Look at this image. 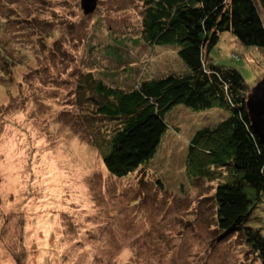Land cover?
Instances as JSON below:
<instances>
[{
  "label": "rangeland",
  "instance_id": "1",
  "mask_svg": "<svg viewBox=\"0 0 264 264\" xmlns=\"http://www.w3.org/2000/svg\"><path fill=\"white\" fill-rule=\"evenodd\" d=\"M79 2L0 7V264H257L218 239L209 198L225 174L184 171L188 140L224 111L175 106L149 163L120 178L104 169L75 115L80 76L126 89L185 68L174 48L142 42L143 0H96L87 15ZM209 56L249 90L264 76V55L228 33ZM250 217L264 238V201Z\"/></svg>",
  "mask_w": 264,
  "mask_h": 264
},
{
  "label": "trees",
  "instance_id": "2",
  "mask_svg": "<svg viewBox=\"0 0 264 264\" xmlns=\"http://www.w3.org/2000/svg\"><path fill=\"white\" fill-rule=\"evenodd\" d=\"M15 1L0 0V7ZM260 9L264 0H143L142 42L174 48L185 70L141 77L126 89L91 73L81 75L75 115L104 169L120 178L152 160L167 131L164 116L175 106L224 111L225 119L190 137L184 171L189 179L205 181L225 174L209 198L218 239L236 238L257 264H264V238L249 225L264 201V147L249 127V87L238 70L209 56L222 33L264 55Z\"/></svg>",
  "mask_w": 264,
  "mask_h": 264
},
{
  "label": "water",
  "instance_id": "3",
  "mask_svg": "<svg viewBox=\"0 0 264 264\" xmlns=\"http://www.w3.org/2000/svg\"><path fill=\"white\" fill-rule=\"evenodd\" d=\"M79 4L83 15H87L94 11L96 0H80ZM245 109L249 127L259 144L264 147V76L250 88Z\"/></svg>",
  "mask_w": 264,
  "mask_h": 264
}]
</instances>
